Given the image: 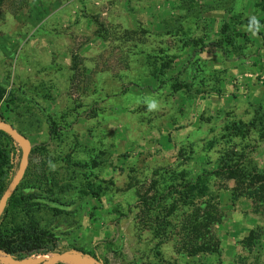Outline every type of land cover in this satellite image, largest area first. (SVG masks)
I'll return each instance as SVG.
<instances>
[{
	"label": "rangeland",
	"instance_id": "obj_1",
	"mask_svg": "<svg viewBox=\"0 0 264 264\" xmlns=\"http://www.w3.org/2000/svg\"><path fill=\"white\" fill-rule=\"evenodd\" d=\"M261 77V0L0 2V122L29 147L19 190L64 252L100 264H264V204L212 173L225 152L264 170ZM203 173L218 251L190 256L207 239L190 223L211 207L166 218L155 201Z\"/></svg>",
	"mask_w": 264,
	"mask_h": 264
},
{
	"label": "trees",
	"instance_id": "obj_2",
	"mask_svg": "<svg viewBox=\"0 0 264 264\" xmlns=\"http://www.w3.org/2000/svg\"><path fill=\"white\" fill-rule=\"evenodd\" d=\"M261 3L264 4V0H261ZM0 119L2 118L0 117ZM225 132L226 135L239 136L244 131L241 125H231L225 127ZM11 142V139L0 131V196L15 173L7 151ZM212 173L216 176H225L237 186L243 187V195L247 200L264 204V170H257L251 160L245 157L241 158L233 152H225L217 159ZM205 176L206 174L203 173L193 180H182L181 184L169 187L161 193V196L155 201V203L161 201V212L165 211L166 218L173 215L178 207H190L192 212L196 202H199L198 210L211 207L214 217L207 212L202 214L203 217L196 216L190 223L189 231L194 233L202 228L203 235L207 237L205 242H198L200 240L198 238L189 251L190 256L201 253L212 254L218 251L217 241L212 239L211 234V226L218 225L215 207L211 202L201 201L208 196ZM19 187L20 183L7 199L0 214V252L10 256L13 260L24 261L32 257L33 254L47 255L66 251L64 247L58 245L54 233L41 223L38 217L40 213L38 203L32 202L31 195L23 193ZM141 202H143V209L152 208L147 200H141ZM169 223V219L164 221L166 229L161 226L164 232L171 230ZM245 242H250V239L246 238ZM245 250L248 249L245 248Z\"/></svg>",
	"mask_w": 264,
	"mask_h": 264
},
{
	"label": "water",
	"instance_id": "obj_3",
	"mask_svg": "<svg viewBox=\"0 0 264 264\" xmlns=\"http://www.w3.org/2000/svg\"><path fill=\"white\" fill-rule=\"evenodd\" d=\"M0 131L4 132L12 140H14L21 150V157L19 160L18 167L14 175L10 179L8 185L6 186L5 190L0 196V214H1L6 204L7 199L13 194L15 188L19 184L24 174V171L27 165L29 147L26 141L24 140V138L11 125L6 124L4 122H0ZM7 257L11 258L10 256H7ZM65 261H76V262H81L85 264H100L96 259H94L90 255L83 254V253H69V252L52 254L51 259L46 264H58V263L63 264L65 263Z\"/></svg>",
	"mask_w": 264,
	"mask_h": 264
},
{
	"label": "clouds",
	"instance_id": "obj_4",
	"mask_svg": "<svg viewBox=\"0 0 264 264\" xmlns=\"http://www.w3.org/2000/svg\"><path fill=\"white\" fill-rule=\"evenodd\" d=\"M260 24L259 21L256 17H250L249 18V23L246 27V31L251 32L253 36H255L259 31H260ZM156 105L155 104H150L149 110L155 109Z\"/></svg>",
	"mask_w": 264,
	"mask_h": 264
},
{
	"label": "bare ground",
	"instance_id": "obj_5",
	"mask_svg": "<svg viewBox=\"0 0 264 264\" xmlns=\"http://www.w3.org/2000/svg\"><path fill=\"white\" fill-rule=\"evenodd\" d=\"M49 260L50 259L45 260L43 262H40L39 264H46ZM21 261H18V260L14 261L13 259H11V258H9L7 256H4L3 254L0 253V264H23L24 261H22V262ZM64 264H81V263L80 262H76V261H65ZM83 264H85V263H83Z\"/></svg>",
	"mask_w": 264,
	"mask_h": 264
},
{
	"label": "built area",
	"instance_id": "obj_6",
	"mask_svg": "<svg viewBox=\"0 0 264 264\" xmlns=\"http://www.w3.org/2000/svg\"><path fill=\"white\" fill-rule=\"evenodd\" d=\"M258 83L264 87V81H263V78L261 77L260 80L258 81Z\"/></svg>",
	"mask_w": 264,
	"mask_h": 264
}]
</instances>
